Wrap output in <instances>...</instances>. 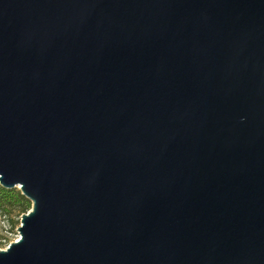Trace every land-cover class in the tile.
I'll use <instances>...</instances> for the list:
<instances>
[{
  "label": "water",
  "instance_id": "1",
  "mask_svg": "<svg viewBox=\"0 0 264 264\" xmlns=\"http://www.w3.org/2000/svg\"><path fill=\"white\" fill-rule=\"evenodd\" d=\"M0 264H264V0H0Z\"/></svg>",
  "mask_w": 264,
  "mask_h": 264
},
{
  "label": "trees",
  "instance_id": "2",
  "mask_svg": "<svg viewBox=\"0 0 264 264\" xmlns=\"http://www.w3.org/2000/svg\"><path fill=\"white\" fill-rule=\"evenodd\" d=\"M31 201L19 191L7 190L0 186V216L3 218H12L14 215L18 217L28 214L31 208ZM21 218V217H20Z\"/></svg>",
  "mask_w": 264,
  "mask_h": 264
},
{
  "label": "rangeland",
  "instance_id": "3",
  "mask_svg": "<svg viewBox=\"0 0 264 264\" xmlns=\"http://www.w3.org/2000/svg\"><path fill=\"white\" fill-rule=\"evenodd\" d=\"M20 217L17 215H14L12 218L0 216V250H4L9 244L19 239L18 228L21 225Z\"/></svg>",
  "mask_w": 264,
  "mask_h": 264
},
{
  "label": "built area",
  "instance_id": "4",
  "mask_svg": "<svg viewBox=\"0 0 264 264\" xmlns=\"http://www.w3.org/2000/svg\"><path fill=\"white\" fill-rule=\"evenodd\" d=\"M18 240H19V239H17L16 241H18ZM16 241H15V242H16ZM9 245H10V244H9ZM9 245H8V246H9ZM8 246H7L5 249H7V248H8ZM5 249H4V250H5Z\"/></svg>",
  "mask_w": 264,
  "mask_h": 264
}]
</instances>
